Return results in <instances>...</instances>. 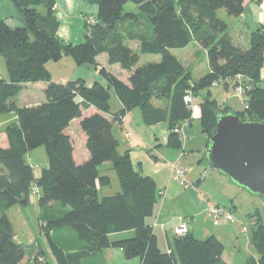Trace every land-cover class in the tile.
Returning a JSON list of instances; mask_svg holds the SVG:
<instances>
[{"label": "trees", "instance_id": "16d2710c", "mask_svg": "<svg viewBox=\"0 0 264 264\" xmlns=\"http://www.w3.org/2000/svg\"><path fill=\"white\" fill-rule=\"evenodd\" d=\"M15 1L20 24L13 26L0 17V55L11 77L10 82L0 80V114L17 115L5 129L8 147L0 146V264H22L27 257V247L15 240L7 211L16 204L27 206L35 187L42 191L41 209L54 211L50 210L53 214L43 228L56 264H95L104 250L112 248L121 249L127 260L140 259L141 264H225L224 245L214 236L198 240L189 231L175 236L169 251L161 250L148 221L161 194L155 180L135 167L130 151L119 152L114 124L140 108L148 126L167 121L171 127L168 146L182 148L173 129L192 117L185 97L208 90L201 104V125L209 140L217 127V114L232 112L212 99L210 89L215 84L235 89L239 82L244 84L247 105L246 111L236 114L243 121L264 122V32H252L249 48H241L234 43L229 24L219 16L225 10L231 17H241L247 0H87L98 5L99 12L96 24H86L85 40L78 45L59 36L60 24L53 15L56 0ZM128 3L139 12L124 13ZM128 40L141 42L139 53L125 45ZM194 42L207 51L210 65V73L197 81L172 54ZM103 54L109 56L110 64L130 71L128 83L102 69L103 82L91 87L82 79L61 84L53 81L47 68L49 62L65 56L78 66H96ZM141 55H159L161 61L140 66ZM41 82L48 85L47 101L17 106L15 100L24 85ZM112 93L123 105L117 113L111 111ZM163 99L170 103L167 112L153 103ZM91 107L99 113L84 117V110ZM77 119L90 153L83 164L76 163L74 144L66 132ZM42 146L49 166L36 178L26 155ZM106 163L116 172L121 192L101 199L99 185L111 184L110 177L100 172ZM65 227L76 232L79 248L73 251L53 239V233ZM132 231L131 238L112 239ZM252 242L260 258L248 264H264V224L253 226ZM36 261L32 264L40 263Z\"/></svg>", "mask_w": 264, "mask_h": 264}, {"label": "rangeland", "instance_id": "374dc122", "mask_svg": "<svg viewBox=\"0 0 264 264\" xmlns=\"http://www.w3.org/2000/svg\"><path fill=\"white\" fill-rule=\"evenodd\" d=\"M129 12H138L137 6L133 3H128L124 8V13ZM219 16L229 24L230 34L233 39L235 38V42H239L238 39L240 37L238 36L241 35L239 46L245 48L248 43L247 38L249 39L250 34L248 28L243 25L242 19L229 16L225 10H221ZM0 17L7 19V21L13 26L18 25L17 22L21 18V15L16 6L15 0H0ZM94 24H96V22H94ZM66 28L67 27H63L61 30L63 35L67 31ZM76 30L77 29H74L73 32ZM75 35L77 36L78 33ZM60 38L64 40V42L72 44L68 41L69 39L66 41L64 36L61 35ZM82 40H85V35L83 38L81 37V41ZM193 49L195 48L192 47L188 52ZM199 51L200 54L198 61L202 66L206 65L208 55L204 48L199 49ZM173 53L179 58L184 57L183 55L185 54V52H181L180 50H175ZM99 61L102 62L103 57H100ZM117 65L123 71H119L121 75L127 78L130 71H124L125 69H123L121 64ZM48 69L52 75V79L57 82L64 77L70 81L82 79L88 85H92L95 83L96 78H98L95 76V72H97L98 69H96L94 65L87 64L78 66L70 56H65L64 59L59 62L51 61L48 64ZM190 71L193 73V78L196 81L202 78L205 74V71H197L195 68H191ZM3 79L9 82L11 77L6 61L4 57L0 55V80ZM239 86L244 89V84L242 82H239L237 87ZM212 90L214 92V98H216L223 107L233 106L235 110L242 112L246 111L247 103L245 102V96H240L235 92L233 87L227 91L224 85H221L212 88ZM43 92V89L38 87L26 89L19 94L15 103L20 107L28 101L31 102V100H38L41 98L40 96ZM203 96L204 94L199 96L200 99L197 100L196 98H198V96L196 97L193 94L194 105H196L197 101L199 102L205 97ZM45 97L47 99L46 94ZM160 101V108H158L159 111L167 112L169 101H166L165 99ZM110 104L114 112L120 111V100L115 93H112ZM132 111L134 112H131L132 114L130 113L129 125L134 131V134L131 136L135 142V146L138 141L147 143L148 146H137L138 150L152 151V156H156L160 161L158 163L162 169L161 175L163 181L166 183L167 181L172 182V187L166 204H164L165 199H163V197L159 198L157 205L155 206L154 215L148 219L149 223L155 224L157 222L160 226L156 228V233L159 238V246L161 250L164 252L169 250L164 230L168 232L167 234L172 243L173 237L176 236V227L181 224V219H185L189 223V230L194 233L195 238L198 240H206L214 236L224 245L222 259L225 264H248L251 259H259L260 254L252 242V229L253 226L257 225L259 222L264 224V198L262 196L253 195L244 188H240L232 183L228 177L224 176L219 171L212 169L208 165L205 155L201 153V151L205 149L208 138L206 134L202 132V126L199 119L193 121L191 130L187 128L188 130L185 133L186 139H188L189 135L191 140L188 142L189 144L186 143L187 145L185 149L184 147L173 149L166 145V134H164L170 132L171 127H168L167 124H163L164 133H162V126L152 128L146 124L143 112L140 108H136ZM10 117L12 116H9V114H0V121L5 118L9 119ZM76 125L77 124H73L69 132L73 135V137L71 135L70 137L73 144L76 146V149L79 151L85 149L87 141L85 136L81 134L77 135V131L79 130L82 133L84 132L80 126L77 127ZM5 128L6 126L0 123V137H6ZM116 129L120 138L119 150L125 151L126 149L131 148L126 137H124L119 130L118 124L116 125ZM188 131L190 132L187 135ZM2 143V139L0 138V144ZM183 151H186V154L185 157L182 158L180 164L186 166L185 168L188 173L185 180L188 182V188L184 186V181L177 182L170 180L171 168H169V162L175 161L177 156L182 154ZM199 158L203 159L202 164L199 163ZM26 159L35 169L34 174L36 177L43 168L49 166L45 146L31 150L26 155ZM107 164L109 165L108 167H100V172L102 175L110 176L112 182L110 186L99 191L100 198L113 196L121 192L118 176L112 169V166L109 163ZM147 166L148 165L146 164L145 169H147ZM32 195L30 203L27 206L16 204L7 211L8 218L11 221L13 230L16 234V242L27 247V257L22 264H32L33 261L36 260V262H40L39 264H56L48 238L43 228L46 220L54 211L50 209L53 211L50 212V210H48L49 208L41 210L39 204L40 193ZM217 205L228 209L230 208L234 215V221L231 223H222L218 226L214 225L213 219L209 217L208 211L211 207H216ZM160 209L163 211L162 217L157 220ZM163 223L165 224L164 226L166 229L165 227H161ZM134 235L135 233L132 231L130 233L127 232V234L124 235L113 236L112 239H126L131 238ZM53 239L66 251L74 250L78 246V244L75 245V243H79L76 232L69 227L56 230L53 234ZM104 251L103 259L106 260L108 264H125L126 262V264H133V261L138 259L127 260L124 254H121L119 250L115 248ZM101 257L102 256H98L95 259V264H104Z\"/></svg>", "mask_w": 264, "mask_h": 264}, {"label": "crops", "instance_id": "0c3cea01", "mask_svg": "<svg viewBox=\"0 0 264 264\" xmlns=\"http://www.w3.org/2000/svg\"><path fill=\"white\" fill-rule=\"evenodd\" d=\"M137 10H138V7H137ZM44 11H45V9L42 8V12H44ZM98 12H99L98 5H96V4H90L87 0H56V4H55V6L53 8V15H54V17L57 18V20H58V22L60 24L59 35L60 36L61 35L64 36V39L66 41L69 39L68 41L70 43H72L73 45H78V44L84 42L83 40L81 41V37L83 38L84 35H85V25L86 24H94V22L97 21L96 18L98 16ZM138 12H129V13H138ZM239 19H242V23H243L244 26H246L248 28V32H249L250 35H251L252 32H255V31L260 30V29H262V31L264 32V0H255V1L247 0L246 3H245V11H244L243 15L241 17H239ZM17 24H20V20L17 22ZM63 27L64 28L67 27L66 28L67 31H66V33L64 35L61 33V30H62ZM83 28H84V30H83ZM74 29H77V30L75 32H73ZM77 33H78V35L76 36L75 34H77ZM81 33H82V35H81ZM238 37L241 38V35L238 36ZM240 38L238 39L239 42H235L234 41L235 38L233 39L234 43L237 46H239V43L241 42V39ZM247 41H248V43L246 44L247 46L244 49L249 48L250 37H249V39L247 38ZM125 43H126L125 45H127V43H128L127 46L130 49H132L134 52L139 53L140 47H141V42L140 41H129L128 40ZM192 47L195 48V49H193L192 51H189L188 52V50H190ZM201 48L202 47H201V45L198 42H194L189 47H187L186 49L180 50L181 52H185V54L183 55L185 57V59H184V57L179 58V57L175 56V54L173 53V51H172V54L175 57H177L182 62V64L185 66V68L190 73H192L190 71L191 68H195L197 71H200V70L205 71L204 76H206L208 73H210V65H209V60L208 59H207L206 65H203L204 67L202 66V64L199 63V61H198V57H199V54H200L199 49H201ZM205 52L207 53L206 50H205ZM100 57H103V61L102 62L99 61ZM140 60H141V62L139 63V65L140 66H145V65L150 64V63H158V62H160L161 61V56H159V55H141L140 56ZM185 60H186V62H185ZM96 63H97V65L95 67H96V69H98V71L95 72V76L98 77V78H96V81H102L103 82L102 78H100V76H101L100 72H101L102 69H106L107 71H109V72L115 74L116 76H118L125 83H128L129 82L130 74H129V76L127 78H125L124 76H122L121 73L119 72V71H122V70L118 67L117 64H114V65L110 64V62H109V56L107 54H103V55L99 56L97 58V60H96ZM48 64H47V68H48ZM124 71H126V70H124ZM192 75H193V73H192ZM262 78L264 79V68L262 70ZM54 82L61 83V84H65V83L70 82V80H67L64 77H62L58 82L57 81H54ZM92 85L91 84H89V85L87 84L88 87H91ZM47 86L48 85L46 83H36V84H26V85H24V88L22 89L21 92L25 91L26 89L32 88V87L42 88L44 92L42 93L43 95L40 93L41 94V96H40L41 98L40 99H38V100H31V102L28 101V102L22 104L20 106V108L21 107H25V106L39 105L41 103L46 102L47 99L45 97V91L47 89ZM262 86H264V81L262 83ZM231 87L232 86L225 87V88L228 91V89H230ZM213 88H216V87H213ZM210 91H211V97H212V99L216 100L219 103V101L216 98H214V92H213L212 88L210 89ZM208 93H209L208 90H203V91L200 92L199 96H201V95L204 94L205 97L203 96L204 98L202 100H200L199 102L197 101V103H196V105H195V107L193 109L192 117L189 120V123H190L189 126H188L189 130H191V128L193 126V121L195 119H199V121L201 123V104L203 103V101L205 99L208 98V95H209ZM199 96H198V98H196L197 100L200 99ZM111 97H112V94H111ZM153 103H154V106L156 108H160V106H159V104L161 103L160 100H155V101H153ZM169 105H170V103L167 106V110L169 108ZM226 107H229L232 110V112H234V113L238 112V110H235L233 108V106H226ZM122 108H123V105L120 102V110ZM111 111H112V113H117V112H114L112 110V107H111ZM131 112L133 113L134 111H131ZM131 112L127 113V115L124 118V120H123L122 123L116 122L114 124L115 132L117 134V137H118L119 141H120V138H119V135H118V131L116 129V125L117 124L119 125V130L121 131L122 135L124 137H126V140H127L128 144L131 146V148H128L125 151H120L119 150V152L121 154H124L126 151H130L131 159H132L133 164L135 165V167L137 169L141 170L143 174L148 175V176L152 177L155 180L156 185H157V190H158L159 194H161L159 196V198L163 197V199H165L164 204H166V202L168 200V195L170 193V189L172 187V182H168L167 181V183H166V182L163 181V178H162V175H161V170L162 169H161V167H160V165L158 163L160 161H159V159L156 156H154V155L152 156V151H139L138 150V147L148 146L147 143L138 141L136 146H135V142H134L133 145H131L129 143V141L127 139V133H129L130 135H133L134 134L133 129L129 125V116H130V113ZM95 113H99V111L96 108L91 107L88 110H84L83 115H84V117H88V116H91V115H93ZM4 114H9V116H12L9 119L8 118H5V119H2L0 121V123L3 124V125H5L6 127L9 124L15 122L16 119H17V115L14 114V113L7 112V113H4ZM143 117H144V114H143ZM73 124H77L76 125L77 127H79V126L81 127V125H80L81 124V120H79V119L74 120L71 123L70 127L68 128V130L66 131L67 134L69 136L71 135L72 137H73V135L71 134V132H69V130L71 129V126ZM163 124H167V126H168V122L167 121H164V122H160V123H158L156 125H153L151 127L152 128H158V127L162 126V128H163ZM187 130L188 129H186L185 133L187 132ZM161 131H162V133H164V128ZM189 132L190 131H188L187 135L189 134ZM202 132L204 134H206L203 131V128H202ZM77 133H78L77 135L81 134V135L85 136V139L87 141V135L85 133H82L80 130L77 131ZM164 134H166V139H165L166 141H165V143L168 146V144H169L168 139H169L170 132L164 133ZM206 136H207V134H206ZM0 138L2 139V142H3L2 144H0V146L3 147V148H7L8 147L7 137L3 136V137H0ZM207 138H208V136H207ZM190 140H191V138H190L189 135H188V139L185 141V143H183V141L181 140L182 143L184 144L183 145L184 149H185L186 145L189 144L188 142ZM86 147H87V143H86ZM86 147H85V149H82V150H79L78 151L76 149V146L74 145V158H75V161H76L77 164H83L84 162H86V161L89 160L90 153H89L88 149H86ZM206 149H207V142H206V145H205V149L203 151H201V153H203V155H205ZM185 154H186V151H183L182 154H180V155L177 156V159L175 161L169 162V166H170L169 168H171L170 169L171 170V177H170V180L171 181H176V180L173 179V168H172V164L173 163H180L182 161V158L185 157ZM148 157H150V158H148ZM198 161L201 164L203 163V159H200L199 158ZM151 162H153V163H151ZM146 164L148 165L147 166V169H145V165ZM181 165H183L184 167H186L184 164H181ZM103 166L104 167H108L109 165L106 163ZM34 170L35 169L33 168V172H34ZM42 171L39 172V174H38L37 177L36 176L35 177L36 178H39L41 176V174H42ZM102 176H108V175H102ZM108 177H110V176H108ZM177 182H179V181H177ZM110 185L103 186V187H100V185H99L98 189L100 191L101 189H103L105 187H108ZM185 187L186 188L189 187L188 182H187V186H185ZM38 193H40V197H41L42 196V191L40 189H39ZM105 197H111V196H105ZM217 206H220V205H217ZM154 210H155V207H154ZM162 212H163L162 209H160L159 210L158 217H157V220L162 217ZM151 225L153 226L154 232L157 235L156 228L160 227L159 224L156 222L155 224H151ZM164 225L165 224L163 223L161 227L164 228L165 227ZM178 227H176L175 232L177 231V228ZM165 229H166V227H165ZM164 231H165V235L167 237L168 246L170 247L171 239H170L169 235L167 234L168 232L166 230H164ZM128 233H130V232H128ZM122 234L124 235V234H127V233L116 234V235H113V236H119V235H122ZM176 236H177V234H176ZM157 238H158V236H157ZM77 244H78L77 248H79V243H75V245H77ZM158 244H159V238H158ZM77 248H75V249H77ZM112 249H114V248H112ZM115 249H117V248H115ZM106 250H111V249H106ZM118 250H119V252L121 254H124L121 249H118ZM71 251H73V250H71ZM104 253H105V251H103L101 253L102 255H99V256H102L101 259H103V254ZM103 263L104 264H108L107 261L104 260V259H103ZM133 264H141V260L140 259H136L135 261H133Z\"/></svg>", "mask_w": 264, "mask_h": 264}, {"label": "water", "instance_id": "95a60500", "mask_svg": "<svg viewBox=\"0 0 264 264\" xmlns=\"http://www.w3.org/2000/svg\"><path fill=\"white\" fill-rule=\"evenodd\" d=\"M208 140V165L232 183L264 198V122L243 121L234 112L218 113Z\"/></svg>", "mask_w": 264, "mask_h": 264}, {"label": "built area", "instance_id": "2783aa9c", "mask_svg": "<svg viewBox=\"0 0 264 264\" xmlns=\"http://www.w3.org/2000/svg\"><path fill=\"white\" fill-rule=\"evenodd\" d=\"M217 86L218 84H215V87ZM235 92L242 97L244 96L245 93L243 87L240 86L235 88ZM193 100H194L193 93L189 92V94L185 97V103L192 110L195 107ZM189 124H190L189 121H186L182 125H179L173 129V132L178 134L183 142L187 140L185 131L188 128ZM127 139L131 145L134 144V140L129 133H127ZM172 168H173V179L176 181H184L183 184L187 186V181L185 180L187 175V169L180 163H173ZM35 194H38L37 187L34 188V195ZM208 212H209V216L213 219V224L216 226L222 223H231L234 221V215L232 211L228 208L216 206V207H211ZM189 228H190L189 223L185 219H182L181 224L176 231L177 236L181 237L187 235L190 231Z\"/></svg>", "mask_w": 264, "mask_h": 264}]
</instances>
